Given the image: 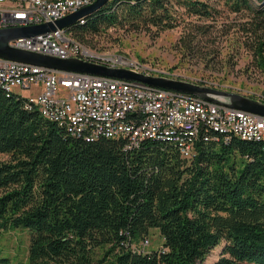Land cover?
I'll list each match as a JSON object with an SVG mask.
<instances>
[{"label": "trees", "instance_id": "trees-1", "mask_svg": "<svg viewBox=\"0 0 264 264\" xmlns=\"http://www.w3.org/2000/svg\"><path fill=\"white\" fill-rule=\"evenodd\" d=\"M223 4L246 12L241 25L264 74V0H107L84 22L156 33L185 16L214 18ZM25 96L0 86V227L29 230L28 264H264V152L261 143L207 126L190 156L173 141L69 134ZM151 227L158 248L137 245ZM136 244V245H133ZM0 264L11 263L0 257Z\"/></svg>", "mask_w": 264, "mask_h": 264}, {"label": "built area", "instance_id": "built-area-1", "mask_svg": "<svg viewBox=\"0 0 264 264\" xmlns=\"http://www.w3.org/2000/svg\"><path fill=\"white\" fill-rule=\"evenodd\" d=\"M94 0H0V28L52 22L54 29L10 39L12 46L63 58L76 57L107 67H123L145 75L164 76L228 90L264 102V94L248 88L226 87L211 79L137 58L99 50L77 38L71 25L57 26L56 20ZM0 86L24 95V105L64 126L69 134L93 139L100 135L126 137L125 147L138 146L144 138L173 141L190 156L194 138L207 126L224 138L232 135L261 143L264 152V115L214 99L172 88L150 85L118 76L50 68L0 56ZM21 89L31 90L30 94ZM148 242V239H144Z\"/></svg>", "mask_w": 264, "mask_h": 264}, {"label": "rangeland", "instance_id": "rangeland-1", "mask_svg": "<svg viewBox=\"0 0 264 264\" xmlns=\"http://www.w3.org/2000/svg\"><path fill=\"white\" fill-rule=\"evenodd\" d=\"M257 2V0H253ZM214 18L185 16L175 27L155 32L145 29L109 27L97 33H87L85 41L99 50L109 49L145 62L175 68L187 75L211 79L226 87L248 88L264 94V74L253 62L251 50L245 43L247 34L241 25L248 20L246 12H233L223 4ZM21 93H31L21 89ZM7 154H0L6 158ZM29 230L22 226L0 227V257L7 256L11 263L28 264ZM148 242L139 240L143 249L158 248L161 235L151 227ZM136 245V244H133ZM104 250L96 248L92 264ZM218 248L213 249L203 264H212ZM105 264V262H102Z\"/></svg>", "mask_w": 264, "mask_h": 264}, {"label": "water", "instance_id": "water-1", "mask_svg": "<svg viewBox=\"0 0 264 264\" xmlns=\"http://www.w3.org/2000/svg\"><path fill=\"white\" fill-rule=\"evenodd\" d=\"M106 1L107 0H94L91 4L82 6L76 11L57 19L56 24L60 27L70 25L77 21L80 16L93 12ZM54 28L55 25L52 22H41L31 25L0 28V56L8 59L47 66L50 68L118 76L128 80L141 81L154 86L189 92L211 99H214V97L209 93H216L225 97L224 100L220 101L223 104L264 115L263 101L245 96L237 92L202 86L194 82L168 78L164 76L145 75L141 72L123 67H107L76 57L63 58L51 54L15 47L8 43L10 39L19 36H31Z\"/></svg>", "mask_w": 264, "mask_h": 264}]
</instances>
